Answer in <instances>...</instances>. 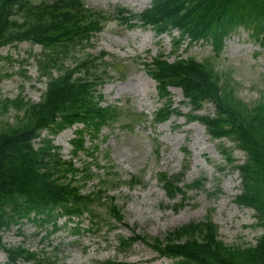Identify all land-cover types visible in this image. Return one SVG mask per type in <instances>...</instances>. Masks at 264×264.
I'll return each instance as SVG.
<instances>
[{
    "label": "rangeland",
    "instance_id": "obj_1",
    "mask_svg": "<svg viewBox=\"0 0 264 264\" xmlns=\"http://www.w3.org/2000/svg\"><path fill=\"white\" fill-rule=\"evenodd\" d=\"M83 2L93 8L124 6L140 12L151 0ZM177 37V31L156 34L151 27H129L111 19L101 31L92 34L89 42L71 46L64 56L65 66L95 58L96 70L91 68L87 76H102L96 94H101L102 105L118 106V113L110 124L100 127L96 136L86 135L85 146L92 154L86 150L75 155L72 152L75 128L80 124L52 135L43 130L40 137L50 136L62 158L72 159L79 171L67 178L80 185L81 193L102 188V200L109 202L111 199H107L112 197L122 219L115 220L105 205L96 202V217L87 211L70 220L60 216L56 231H52L51 223L37 225L33 220L11 224L2 230V240L6 246L22 245L36 251L41 258L30 264H170L172 259L160 256L145 242L138 240L129 246L120 238H127L134 231L149 238H163L168 231L191 221L211 220L218 238L228 244L255 243L262 233L254 209L237 202L242 186L235 165L243 163L246 154L231 138H213L201 122L186 120L190 105L185 103L180 87L169 88L178 113L163 122H153L152 115L161 101L156 82L144 69L142 60H150L159 52L169 60L187 56L210 60L235 88L236 96L252 106L264 93V50L250 31L241 27L226 35L218 55L211 42L202 40L192 44L183 40L175 51L173 42ZM44 56L39 44L26 40L0 47V98L21 96L38 101L47 82L41 76ZM50 72L56 75L59 69ZM214 110L212 103L205 102L197 113L213 115ZM16 116L15 106L4 108L0 101V126L15 123ZM39 140H35V146ZM223 150L232 162L225 159ZM161 171L178 177L184 195L168 197L157 180ZM85 172H91V176L84 177ZM198 180L199 187L189 185ZM92 221L96 224L92 225ZM6 259L0 248V264Z\"/></svg>",
    "mask_w": 264,
    "mask_h": 264
},
{
    "label": "trees",
    "instance_id": "obj_2",
    "mask_svg": "<svg viewBox=\"0 0 264 264\" xmlns=\"http://www.w3.org/2000/svg\"><path fill=\"white\" fill-rule=\"evenodd\" d=\"M111 19L129 27L149 26L156 34L175 29L178 37L173 50L183 40L188 39L189 44L203 40L211 42L217 55L226 35L242 27L264 50V0H152L150 6L137 13L123 6L95 9L85 6L82 0H0V47L25 40L39 44L45 55L41 75L48 79L38 101L21 96L0 98L4 108L15 106L17 115L15 123L0 126V231L23 219L34 220L38 225L51 223L52 231H56L60 216L70 219L87 211L96 217V202L105 205L115 220L122 219L112 197L107 199H111L109 202L102 200V188L82 194L80 185L67 178L74 177L79 169L71 159L62 158L59 147L48 136L80 124L72 139V152L90 153L85 146L86 135L96 136L102 125L116 119L119 107L102 105L101 94H96L102 76H87L91 68L96 70L95 58L64 65V56L71 46L89 42L92 34L101 31ZM209 61H198L192 56L169 60L159 52L150 61L142 62L156 81L161 101L153 122L165 121L178 113L169 92V87L177 86L190 105L187 121L201 122L213 138L228 137L235 142L246 154L245 161L235 165L242 186L237 202L254 209L262 233L255 243L228 244L218 238L216 225L206 219L168 231L163 238H149L134 231L120 241L130 246L141 240L160 256L171 258L170 264H264V93L252 106L248 105ZM50 69L59 72L53 75ZM205 102L214 105L213 115L197 113ZM43 130L48 135L40 137ZM38 137L40 142L35 146ZM223 154L232 162L226 150ZM83 176L89 177L91 172ZM173 176L161 171L157 178L168 197L184 195L178 177ZM189 185L199 187L201 182ZM74 228L77 231V225ZM0 247L7 253L5 264H25L41 258L22 245L6 246L1 234Z\"/></svg>",
    "mask_w": 264,
    "mask_h": 264
}]
</instances>
